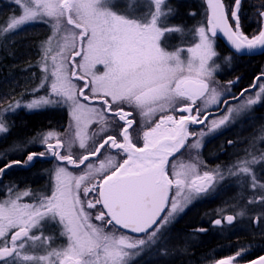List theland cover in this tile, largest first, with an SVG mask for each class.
<instances>
[{
  "label": "snow or ice",
  "instance_id": "obj_1",
  "mask_svg": "<svg viewBox=\"0 0 264 264\" xmlns=\"http://www.w3.org/2000/svg\"><path fill=\"white\" fill-rule=\"evenodd\" d=\"M14 3L19 14L0 33L30 23L50 27L38 62L43 75L34 89L45 93L0 108V134L10 130L7 114L20 107H67L71 119L64 133L40 132L27 144L10 146L14 152L32 144L43 150L7 161L0 179L37 157L55 163L47 190L0 186V264H135L163 241L179 213L228 177L253 190L249 204H264V181L253 167L264 162V151L256 155L255 142L225 168L208 171L200 158L204 136L264 101V73L241 90L243 100L226 95L231 88L215 79L214 47L222 34L238 53L264 50V6L258 10L260 27L249 36L241 28L242 0L231 7L206 0V22L188 30L190 40L169 49L162 39L182 29L167 23L172 9L166 0H124V10L118 0ZM229 99L239 102L233 106ZM222 105L223 114L214 115ZM192 125L204 128L190 130ZM258 139L264 141V129ZM235 218L222 219L231 225ZM222 219L213 223L220 226ZM247 251L242 247L214 264H264V256L243 261Z\"/></svg>",
  "mask_w": 264,
  "mask_h": 264
},
{
  "label": "trees",
  "instance_id": "obj_2",
  "mask_svg": "<svg viewBox=\"0 0 264 264\" xmlns=\"http://www.w3.org/2000/svg\"><path fill=\"white\" fill-rule=\"evenodd\" d=\"M224 2L227 5L230 4L229 0H224ZM205 4V0H183L179 4L175 2V4L171 6L173 10L170 13V17L172 16L173 23L188 27L192 23L193 18H195V15H191V13L198 12L199 6H204ZM261 6H264V0H244L242 2L241 28L245 34H250L255 30L256 25L254 20ZM18 13L19 8L17 5L6 0H0V28L6 26L9 18L18 15ZM50 33V27L43 23H31L25 25L18 31L8 34L0 33V108H6L11 101L24 102L44 94L42 89L38 92L34 91V89L37 88L34 86L38 85L42 77V71L38 63L41 58V44L47 40ZM216 42V49L219 50L220 53H232L221 40L216 39ZM235 62V64H231L229 69L220 74L218 78L221 81L238 79L239 86L236 90L238 91L237 93H239L242 89L249 88V86L253 84L254 79L258 75H261V73H264V53L254 56L238 55ZM256 90L257 89L251 93ZM247 94L250 93H246L245 96ZM237 95L238 94L235 96ZM5 120L10 130L0 137V153L7 154L4 159H0V167L9 160L23 161L24 154H28L29 152L41 151L42 147L36 144L30 145L28 149L15 152L11 150L10 146L15 144H27L30 138L36 136V134L40 132L56 130L64 133L68 128L69 116L67 110L63 108L35 111L18 108L14 112L7 114ZM207 149L208 148H206V150ZM208 150L213 152L212 150H214V148ZM20 152L23 154L17 159V155H19ZM209 158L210 157L203 155L205 161L208 162ZM36 159L35 164L30 166V170L40 169L43 171L46 169L43 166L51 165V163L54 162L51 159ZM211 165L217 168L218 166H223L224 162L219 163L216 161L211 163ZM22 170L21 168L18 169L19 173L24 174L21 172ZM10 173L14 175L17 172L10 171ZM6 176L7 173L4 177ZM19 177L20 179L24 178L20 175ZM30 182L36 184L37 180H32ZM205 201L206 199L202 198L193 201L180 215L176 216L167 229V231L175 233L174 238L177 239L178 237H182V240L185 236H188L190 231L196 229L205 230V233L200 235L199 239H201V241L194 247H191V252H189L192 263L196 262V254L200 251L212 252L222 250L226 245L236 240L234 235H225L223 232H220V230L211 228L209 222H205L207 219V212L212 208L210 203L208 204ZM223 244L224 247H221ZM224 253H221L219 256H223ZM173 259L178 260L177 257ZM163 260L165 261H162V264H174L172 260Z\"/></svg>",
  "mask_w": 264,
  "mask_h": 264
},
{
  "label": "rangeland",
  "instance_id": "obj_3",
  "mask_svg": "<svg viewBox=\"0 0 264 264\" xmlns=\"http://www.w3.org/2000/svg\"><path fill=\"white\" fill-rule=\"evenodd\" d=\"M6 1L10 3H14V0H6ZM182 1L183 0H174V1L166 0V3L167 6L173 10V8L171 7L172 4H175V2L179 4ZM243 1L244 0H242V2ZM229 2L230 4L229 5L226 4V5L231 7L233 0H229ZM117 6L120 10H124V0H118ZM204 6H199L198 12L191 13V15H195V18H193L192 23L188 27L183 26L182 24L173 23L172 16L170 17L171 14H169L167 23L170 26L182 29V32H173L166 34V36L162 39V44L166 42L168 48L173 49L176 46H181L185 40H190L191 36L187 35L188 30L193 29L195 26L200 24L201 21L206 22L207 4H205ZM141 11H143V9H141ZM257 20H258V13H257V17L254 20L256 28L253 32L247 35L252 36L259 29L260 25L258 24ZM216 39L220 40L218 36L214 38L215 48L217 45ZM53 47H55L54 42H53ZM217 51L219 55L216 57V62L219 64V68L215 72V79L218 81L220 86L225 88L227 87L231 88V92L226 93L227 96H233V95L235 96L236 94H238L237 93L238 91L236 90L239 82L238 79L230 80L235 83L229 85L230 81H221L218 78V76L227 69H229V67H231V64L236 63L235 61L237 60L238 54L233 52L230 54L220 53L219 50ZM227 57H231V59L228 60L226 59ZM40 82L38 83V85L40 84ZM38 85H35L34 87H37ZM42 91L45 93V89H42ZM32 99L33 98L24 101L22 102V104ZM243 99L244 97L241 100ZM237 103L230 105L234 106ZM20 108H24V107H20ZM54 108H63L67 110L69 116V120H68V125H69L71 117L67 107H42L34 110H28L26 108L24 109L28 111H35L41 109H54ZM139 119L140 118L137 117V124L139 123ZM134 127H137V125H134ZM262 129H264V101H261L257 105L252 106V108L248 111L241 112L234 121L230 120V122H228L224 126H221V128L217 129L214 132L209 133L207 136L210 137L204 136L202 138V144H201L202 150L200 151V158L204 162V165L206 166V170L213 171L214 169H216L211 165V163H214L216 161L219 163L225 162L224 165L221 167H227L229 164L235 162L237 158L245 155V150L249 149L250 145H252L253 142H255V147L252 148V151L256 155H260L261 151H264V141L258 139ZM2 135L3 134H0V137ZM61 138H63V136ZM229 141H231L232 143L230 144ZM218 143H221V145H216ZM28 147L29 146H27L25 149H28ZM206 148L210 150L214 148V150H212L213 152H211L208 149L206 150ZM22 154L23 153L20 152V154L17 155V159H19V157H21ZM24 155L25 156L23 157L22 160L26 159L27 154ZM203 155L210 157L208 159V162L203 159ZM184 158L185 159L189 158V154L187 152H185ZM35 160L30 165H24V164L14 165L13 168L8 169L6 172L7 176L4 177L5 176L4 175L3 178L0 179V186L4 184L14 183L19 189L31 188L33 191L47 190L51 182L50 174L55 162L51 163V165L49 164L48 166H43L46 168L43 171L40 169L30 170L31 169L30 166L35 164ZM253 167L254 170L257 172L259 178L262 181H264V162L254 165ZM20 168L23 169L21 172L24 174L19 173L18 169ZM70 170L78 171L71 169V167ZM10 171H14L17 173L11 175ZM19 175L23 176L24 178L20 179ZM32 180H37V183L34 184L30 182ZM235 181H236L235 177H228L222 181H218L215 184L214 188L209 191V193L215 195L217 194V196H223V197H225L228 191L229 196L228 199L226 198L224 199L225 203H222V201L220 200L217 201V203L211 205L212 208L208 210L207 219L205 220V222H209L211 228L220 230V232H223L225 235L228 236L231 234L234 235L236 237L235 241H233L232 243L230 241L231 244H228L225 247L223 244L221 246L224 247L222 250H217L212 252L200 251L199 253L196 254V262L192 263L189 257V252H191V247H194L197 243H199V241H201V239H199L200 235L202 233H205V230L199 231V229H196L194 231H190L188 236H185L183 240L182 237L180 238L178 237L176 239L174 238L175 233L167 231L170 225L169 224L164 229L165 237L163 241H161L160 244L154 247L151 251L142 254L141 257H138L135 264H155V263L162 264V261H165L163 259H167L171 261L175 257H177L178 260L173 259L172 261H174V264H214V262L218 261L219 259L227 258L228 256L235 254L236 251L242 247L248 249L246 255L243 257V261L245 262L263 256L264 255V237H263L264 236L263 235L264 234V204L262 203L249 204L248 200L250 198H253V190L247 186V183H245L242 186ZM233 186L236 191H234ZM209 193L202 194L201 197H199L198 199L201 198L207 199V197H213L208 195ZM3 195H4L3 191L0 190V197H2ZM240 211H244L245 215L243 216L237 215V213H239ZM180 214L181 213H179L178 215ZM226 215H234L236 217L231 225H228L227 222L222 219ZM257 217H260L258 221L256 220ZM218 218L222 219V225H223L222 227L217 226L213 223V221ZM50 231H55V226H53V228L50 229ZM62 240L63 238H61L60 241H58V243L62 242ZM159 249H166L167 251L165 253L163 251H160ZM221 253H224L223 256H219L221 255Z\"/></svg>",
  "mask_w": 264,
  "mask_h": 264
},
{
  "label": "water",
  "instance_id": "obj_4",
  "mask_svg": "<svg viewBox=\"0 0 264 264\" xmlns=\"http://www.w3.org/2000/svg\"><path fill=\"white\" fill-rule=\"evenodd\" d=\"M207 4V3H206ZM218 37L219 39L224 43V45L233 53H236L240 56H254V55H260L262 53H264V50H261V49H257L256 51L252 52V53H248L247 51H243V52H236L235 49L231 46V44L227 41V38L224 37L222 34H218ZM260 76V75H258ZM255 80V79H254ZM258 83V82H257ZM255 89H250V92L254 91ZM246 94V93H245ZM236 97L239 98V100L242 98L240 97V94L237 95ZM238 100H232V99H229L228 103L231 104V103H234V102H237ZM225 110V106H221V111L219 113H214V115H218V114H221L223 111ZM194 127H198L200 125H192ZM183 151V149L181 150ZM135 235V234H133ZM264 256V255H263ZM257 259V258H256ZM255 260V259H254Z\"/></svg>",
  "mask_w": 264,
  "mask_h": 264
},
{
  "label": "flooded vegetation",
  "instance_id": "obj_5",
  "mask_svg": "<svg viewBox=\"0 0 264 264\" xmlns=\"http://www.w3.org/2000/svg\"><path fill=\"white\" fill-rule=\"evenodd\" d=\"M238 86H239V84L237 85V88H238ZM246 89V88H245ZM241 92V91H240ZM240 92L238 93V95L240 94ZM242 99V98H241ZM240 99V100H241ZM238 102V101H237ZM234 103H236V102H234ZM231 104H233V103H231ZM225 111V110H224ZM223 111V112H224ZM223 112L221 113V114H223ZM221 114H218V115H221ZM204 128V125H200V126H198V127H194V126H190V130L191 129H203ZM212 136V135H211ZM206 137H210V136H207L206 135ZM192 139H194V137L193 138H190V140H189V143L191 142V140ZM202 149V148H201ZM201 149H200V151H201ZM183 152V151H182ZM179 155V154H178ZM244 156V155H243ZM225 163V162H224ZM220 168H225V167H220ZM236 182V181H235ZM233 189H234V191H236L235 190V188H234V186H233ZM209 193V192H208ZM208 195H210V196H213V197H207V199H206V203H210V205H213V204H215V203H217V201H222V203H225V198L226 199H228V196H229V193H228V191H227V194L225 195V197H223V196H217V194L215 195V194H212V193H209ZM205 203V204H206ZM223 225H220V227H222ZM254 260V259H253Z\"/></svg>",
  "mask_w": 264,
  "mask_h": 264
},
{
  "label": "bare ground",
  "instance_id": "obj_6",
  "mask_svg": "<svg viewBox=\"0 0 264 264\" xmlns=\"http://www.w3.org/2000/svg\"><path fill=\"white\" fill-rule=\"evenodd\" d=\"M218 145H221V143H218Z\"/></svg>",
  "mask_w": 264,
  "mask_h": 264
}]
</instances>
